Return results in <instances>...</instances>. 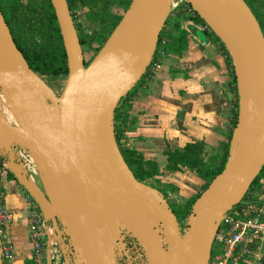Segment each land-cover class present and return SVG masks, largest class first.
Here are the masks:
<instances>
[{
	"label": "water",
	"instance_id": "obj_1",
	"mask_svg": "<svg viewBox=\"0 0 264 264\" xmlns=\"http://www.w3.org/2000/svg\"><path fill=\"white\" fill-rule=\"evenodd\" d=\"M50 1L69 71L60 95L30 68L0 8V89L17 124L0 114V152L51 221L65 264H119L126 235L147 264H210L221 223L264 168V34L255 14L244 0H187L231 58L238 120L224 170L182 227L168 201L136 179L114 135L115 111L151 65L174 0H132L89 65L67 0ZM15 147L32 157L43 191L20 171Z\"/></svg>",
	"mask_w": 264,
	"mask_h": 264
},
{
	"label": "crops",
	"instance_id": "obj_2",
	"mask_svg": "<svg viewBox=\"0 0 264 264\" xmlns=\"http://www.w3.org/2000/svg\"><path fill=\"white\" fill-rule=\"evenodd\" d=\"M172 21L181 23L187 34V46L181 51L170 50L155 73L136 86L129 101V118L133 125L124 143L134 149L143 162L157 165L159 172L155 182L164 181L158 185L161 190L152 187L172 209L178 204L183 210L199 194L203 181L189 169L169 170L167 153L194 143H203L205 153L213 149L218 152L214 156L221 153L229 141L238 97L236 99L232 61L223 47L213 36L201 32L199 23L177 17ZM16 181L9 176L0 179L5 195L3 204L11 214L6 239L13 249L12 264H32L27 196ZM169 185L176 188L181 201L170 202L163 193V189L168 192ZM263 248L264 243L256 259L261 258Z\"/></svg>",
	"mask_w": 264,
	"mask_h": 264
},
{
	"label": "trees",
	"instance_id": "obj_3",
	"mask_svg": "<svg viewBox=\"0 0 264 264\" xmlns=\"http://www.w3.org/2000/svg\"><path fill=\"white\" fill-rule=\"evenodd\" d=\"M131 1L132 0H111V3L112 4L114 3L116 5H125L126 7H129ZM244 1L248 4V6L255 14L264 34V27L252 5L253 0H244ZM47 2L49 5V10H51L49 11V15L47 18L52 19L54 22L52 30L57 34L58 43L53 47H49L33 52L26 50L20 45L19 41L13 34V31L10 27L11 22L16 15V9L17 7H19L20 0H0V8L4 16V19L8 25V28L12 34V37L15 41V44L17 45L18 49L25 57L30 68L41 77H48L54 80H58L62 77L67 78L68 76L69 71H68L67 55L54 8L50 0H47ZM67 3L70 8V12L72 14L74 24L76 26V30L80 38L82 50L84 53V46L87 45V41L83 37H81V35L78 32L77 17L75 11L79 7L86 5V0H67ZM194 14L195 17L189 14L188 12L184 11V9H174L171 11L170 16L160 35L156 54L153 57L151 65L149 66L148 70L146 71L140 82L144 81L147 77L150 76V74H152L151 68L154 66L156 62L155 59L160 50H164V52L167 54L169 53L170 50L181 51L185 49L187 46V42H186L187 34L185 30L182 29L181 23L178 21L175 22L172 21V25H170L169 28L166 29L168 21L172 20L174 17H177V19L180 18L181 20L193 21L199 24H204L203 20L195 12ZM122 17L123 16H118L111 12H107L101 16L104 29L101 34H98L96 36L93 35L91 37L92 40L96 38L98 39L99 42V45L95 50L92 60L101 50L107 39L112 34L113 30L121 21ZM210 36H213L215 41L218 42V44H220L223 47L226 55L229 57L227 50L225 49L224 45L219 40V38L214 34L212 35L210 34ZM90 62H86V65H89ZM233 74H234V70H233ZM234 79L236 86V78ZM135 88L126 97H124L121 100L118 108L115 111L114 135L119 150L124 158V161L127 163L128 167L131 169L136 179L150 186H154L155 177L158 175L159 172L157 165L153 163L143 162L141 156L134 149L127 147L124 143L126 133L132 129V125H133L132 121L129 118V110H130L129 101L131 100L130 98L133 95ZM235 93L237 99L238 96L236 90ZM237 120H238V103L235 101V110L232 120L233 127L228 138L229 141L223 146L221 150L222 152L221 157L217 155L215 157H210L211 159L207 160L205 158V147L203 143L188 144L182 150L168 151L167 153L168 169L174 172L175 171L182 172L183 169H189L191 172L195 173L200 180L204 182L203 184V191H204L210 185L213 179L224 170L225 164L229 156V148H230L232 133L236 127ZM6 174L11 179L16 181V179L14 178L13 174L10 171H7ZM259 178L260 176H258L255 182L252 184L251 188L249 189V192L244 198V201L248 199L250 194L258 186ZM200 195L201 193H199L193 200H191L189 204H187L183 209V210L186 209L187 215L190 214L194 202ZM238 206L239 205L235 206L233 210L237 209ZM172 210L177 216V211L175 209Z\"/></svg>",
	"mask_w": 264,
	"mask_h": 264
},
{
	"label": "built area",
	"instance_id": "obj_4",
	"mask_svg": "<svg viewBox=\"0 0 264 264\" xmlns=\"http://www.w3.org/2000/svg\"><path fill=\"white\" fill-rule=\"evenodd\" d=\"M184 9L193 15L194 10L187 0H174L172 10ZM196 13V12H195ZM193 22V21H189ZM201 32L214 34L210 26L204 22L199 25ZM215 35V34H214ZM166 53L160 50L156 62L151 68L154 74L160 66ZM15 158L21 165V170L31 181H36L38 173L30 154L20 148L14 149ZM1 170L11 172V164L7 154L0 152ZM4 193L0 188V247L4 264H12L13 249L6 239V233L11 221V214L6 210ZM27 220L29 226V243L31 257L35 264H65L64 254L61 250V240L51 221L40 210L35 201L26 192ZM264 243V169L260 174L258 186L246 201L239 204L237 209L229 212L215 236L212 247L210 264H248L257 257ZM125 248L128 255L121 254L119 264H147L144 250L139 242L126 235Z\"/></svg>",
	"mask_w": 264,
	"mask_h": 264
},
{
	"label": "rangeland",
	"instance_id": "obj_5",
	"mask_svg": "<svg viewBox=\"0 0 264 264\" xmlns=\"http://www.w3.org/2000/svg\"><path fill=\"white\" fill-rule=\"evenodd\" d=\"M253 8L257 13L263 27H264V0H253L252 2ZM128 7L125 5H116L112 4L111 0H86V5L79 7L75 13L77 17V27L78 32L87 41V45L84 46V59L86 62H90L95 53L96 48L99 45L98 39H91L93 35L101 34L104 25L102 24L101 16L107 12H111L118 16H123ZM49 5L47 0H20L19 7L16 9V15L11 22V29L13 34L19 41L20 45L28 51H38L45 48L53 47L58 43L57 34L52 30L53 29V20L47 18L49 15ZM172 25V20L168 21L167 28ZM44 81L52 88V90L60 95L64 89L66 79L62 77L58 80H54L48 77H42ZM0 89V94L1 93ZM1 99H4L3 97ZM0 114L3 115L7 122L12 125H17L16 120L13 116L11 110L7 109L3 105L0 104ZM117 149L119 148L116 143ZM218 152L216 150H209V152L205 153V158L207 160L211 159L210 157H215ZM219 157L222 156V152L218 154ZM7 176L6 172L3 171L2 178ZM37 180V187L43 191L41 182L39 178ZM164 181V179H162ZM157 180L154 183V186L158 188L160 181ZM162 183V182H161ZM168 183V182H167ZM203 184L199 186V193L203 192ZM168 192L163 189V193L169 198L170 202L174 200L181 201L179 198V193L176 188L169 185L167 188ZM158 190H161L158 188ZM1 192L2 189H1ZM168 193V194H167ZM183 201V199H182ZM174 207V206H173ZM177 211V217L182 227L185 226L187 218L189 215L186 214V209L181 210V207H178V204H175V208ZM260 257L262 261L264 260V248L260 253ZM261 258H254L249 261L248 264H261ZM32 264H35L32 261ZM264 264V261H263Z\"/></svg>",
	"mask_w": 264,
	"mask_h": 264
},
{
	"label": "bare ground",
	"instance_id": "obj_6",
	"mask_svg": "<svg viewBox=\"0 0 264 264\" xmlns=\"http://www.w3.org/2000/svg\"><path fill=\"white\" fill-rule=\"evenodd\" d=\"M197 14V13H196ZM198 15V14H197ZM199 16V15H198ZM204 22V21H203ZM2 93V92H1ZM4 98V99H1V98ZM0 104L1 105H3L4 107H6L7 109H9L10 110V107H9V104H8V101H7V99H6V97L4 96V94L2 93V94H0ZM0 109H1V107H0ZM264 169V168H263ZM20 171H22V170H20ZM263 171V170H262ZM261 174V173H260ZM260 176V175H259ZM32 184L34 185V186H37L36 185V182H34V181H32Z\"/></svg>",
	"mask_w": 264,
	"mask_h": 264
}]
</instances>
